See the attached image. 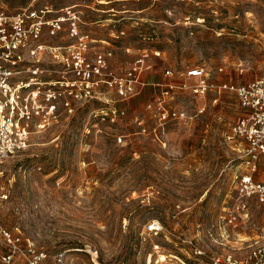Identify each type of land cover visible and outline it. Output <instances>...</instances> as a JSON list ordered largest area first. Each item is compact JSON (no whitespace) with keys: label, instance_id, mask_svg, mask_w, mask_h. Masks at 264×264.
Listing matches in <instances>:
<instances>
[{"label":"rangeland","instance_id":"1","mask_svg":"<svg viewBox=\"0 0 264 264\" xmlns=\"http://www.w3.org/2000/svg\"><path fill=\"white\" fill-rule=\"evenodd\" d=\"M0 1L11 11L75 7L95 47L113 49L115 67L148 52L150 82L195 66L217 84L264 77V0ZM154 93L148 86L119 103L126 116L116 123L95 119L105 104L94 101L44 132L31 127L28 147L0 163V227L44 251L43 264L61 252L66 264H207L196 248L234 252L236 235L259 233L264 205L254 200L249 227L225 224L245 172L239 143L228 140L242 115L236 94L175 97L192 119L167 124L157 140Z\"/></svg>","mask_w":264,"mask_h":264},{"label":"built area","instance_id":"2","mask_svg":"<svg viewBox=\"0 0 264 264\" xmlns=\"http://www.w3.org/2000/svg\"><path fill=\"white\" fill-rule=\"evenodd\" d=\"M83 24L82 12L75 7L11 11L0 1V163L28 147L31 127L44 132L62 113H75L94 101L104 102L105 106L93 111L96 113L92 116L101 122L116 123L126 116L119 103L152 87L155 98L151 118L155 138L161 140L159 134L167 124L192 119L185 108L173 105L175 97L190 93L204 98L212 91H230L245 111L228 135V140L239 143V159L245 172L237 182L225 224L235 230L249 227L250 202L264 205V179L257 178L264 166V77L243 85L217 84L209 80L203 66H195L176 73L166 69L163 81L150 82L145 79L146 71L152 68L148 52L131 60L125 69L115 67L113 49L95 47L96 40L83 31ZM154 55L158 57L161 52ZM205 109L201 107L199 112ZM122 141L121 136L118 142ZM1 190L0 198H7ZM150 227L157 230L155 225ZM258 230L251 239L236 235L234 252L216 254L196 248L194 254L204 256L207 264H264V227ZM0 232L6 249L0 253L1 264H43L46 260L47 254L34 243L23 241L3 227ZM244 245L243 254H237ZM55 260L66 264V253L57 254Z\"/></svg>","mask_w":264,"mask_h":264},{"label":"crops","instance_id":"3","mask_svg":"<svg viewBox=\"0 0 264 264\" xmlns=\"http://www.w3.org/2000/svg\"><path fill=\"white\" fill-rule=\"evenodd\" d=\"M240 108H241V106H240ZM241 110H242V115H243L245 111L242 108H241Z\"/></svg>","mask_w":264,"mask_h":264},{"label":"bare ground","instance_id":"4","mask_svg":"<svg viewBox=\"0 0 264 264\" xmlns=\"http://www.w3.org/2000/svg\"><path fill=\"white\" fill-rule=\"evenodd\" d=\"M157 226L159 225V224H156ZM160 229V228H159Z\"/></svg>","mask_w":264,"mask_h":264}]
</instances>
